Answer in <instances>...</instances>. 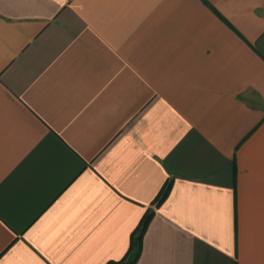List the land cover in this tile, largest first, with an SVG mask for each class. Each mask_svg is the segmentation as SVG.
I'll use <instances>...</instances> for the list:
<instances>
[{"label":"crops","instance_id":"crops-1","mask_svg":"<svg viewBox=\"0 0 264 264\" xmlns=\"http://www.w3.org/2000/svg\"><path fill=\"white\" fill-rule=\"evenodd\" d=\"M148 211L134 264H264V0H0V264Z\"/></svg>","mask_w":264,"mask_h":264},{"label":"trees","instance_id":"trees-1","mask_svg":"<svg viewBox=\"0 0 264 264\" xmlns=\"http://www.w3.org/2000/svg\"><path fill=\"white\" fill-rule=\"evenodd\" d=\"M169 185L164 188L162 191L159 202L167 195L169 191ZM153 211H148L142 220L139 223L136 235L133 237L132 243L130 245L128 253L119 261H111L107 264H134L140 255L141 251V242L143 238V234L146 231L148 224L152 218Z\"/></svg>","mask_w":264,"mask_h":264}]
</instances>
